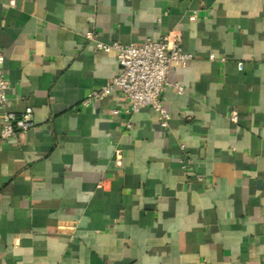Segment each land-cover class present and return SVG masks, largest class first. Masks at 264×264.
I'll use <instances>...</instances> for the list:
<instances>
[{
	"label": "crops",
	"instance_id": "crops-1",
	"mask_svg": "<svg viewBox=\"0 0 264 264\" xmlns=\"http://www.w3.org/2000/svg\"><path fill=\"white\" fill-rule=\"evenodd\" d=\"M171 31L168 127L83 105L119 71L97 42ZM0 51L35 121L5 139L0 112V264H264V0H0Z\"/></svg>",
	"mask_w": 264,
	"mask_h": 264
},
{
	"label": "built area",
	"instance_id": "built-area-1",
	"mask_svg": "<svg viewBox=\"0 0 264 264\" xmlns=\"http://www.w3.org/2000/svg\"><path fill=\"white\" fill-rule=\"evenodd\" d=\"M15 3V0H12ZM195 14L191 19H195ZM88 38L95 37L94 31L87 33ZM97 48L116 53L119 71L111 81L103 87L92 90L84 99L83 105L90 106L102 98L111 94L114 90H119L126 98L128 107L125 109L127 114H135L144 108L156 110L160 117L161 125L168 127L172 118L170 112L165 107L162 95L169 84L168 73L172 66L186 67L193 59V54L185 52L182 47L181 34L171 31L158 38H147L141 42L122 44L112 42L105 44L97 42ZM214 59V54L211 55ZM5 57L0 51V112L2 113L4 124L1 136L5 139L17 138L23 132L34 128L35 121L33 110L27 108L20 114L9 108L8 90L10 81L4 71ZM240 69L243 68L242 62L238 63ZM176 89L183 92V86L176 84ZM120 110L113 109L112 114H118ZM233 122L238 121L236 112L230 114ZM126 128H133L132 121L126 123ZM184 148V146L182 145ZM186 156H182L181 162L184 166L188 162ZM121 158H116V163L121 164ZM199 180H203L202 177ZM99 186H103L100 183Z\"/></svg>",
	"mask_w": 264,
	"mask_h": 264
}]
</instances>
